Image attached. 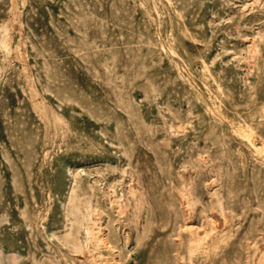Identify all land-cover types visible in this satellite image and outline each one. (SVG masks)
<instances>
[{
    "label": "rangeland",
    "instance_id": "374dc122",
    "mask_svg": "<svg viewBox=\"0 0 264 264\" xmlns=\"http://www.w3.org/2000/svg\"><path fill=\"white\" fill-rule=\"evenodd\" d=\"M0 264H264V0H0Z\"/></svg>",
    "mask_w": 264,
    "mask_h": 264
},
{
    "label": "bare ground",
    "instance_id": "6f19581e",
    "mask_svg": "<svg viewBox=\"0 0 264 264\" xmlns=\"http://www.w3.org/2000/svg\"><path fill=\"white\" fill-rule=\"evenodd\" d=\"M70 213H72V219H73V223L75 224V226L76 227L80 226L82 221H83L84 214H82V212H80L79 207H78V203L75 204V206L73 207V210ZM85 228H86L85 231H87L85 233H87V234L90 233V232H88L89 231L88 227H85ZM86 239H87V236H86Z\"/></svg>",
    "mask_w": 264,
    "mask_h": 264
}]
</instances>
